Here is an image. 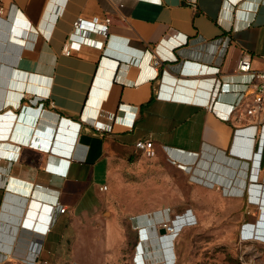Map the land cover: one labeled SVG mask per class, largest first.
Instances as JSON below:
<instances>
[{"label":"crops","instance_id":"0c3cea01","mask_svg":"<svg viewBox=\"0 0 264 264\" xmlns=\"http://www.w3.org/2000/svg\"><path fill=\"white\" fill-rule=\"evenodd\" d=\"M78 17H111L109 32L82 33L88 46L68 56ZM244 52L264 69V0H0V264H56L67 242L66 262L79 264L81 230L97 214L114 218L101 188L144 139L153 159L225 197L243 198L251 183L264 225V113H229L247 89ZM186 215L177 227L192 223ZM246 228L264 242L261 226ZM140 234L133 264L148 263Z\"/></svg>","mask_w":264,"mask_h":264},{"label":"rangeland","instance_id":"374dc122","mask_svg":"<svg viewBox=\"0 0 264 264\" xmlns=\"http://www.w3.org/2000/svg\"><path fill=\"white\" fill-rule=\"evenodd\" d=\"M106 182L109 190L103 195L110 203L107 211L113 212L114 218L97 214L94 224L81 230L72 256L79 264H100L111 254L118 255L108 257L114 264H133L143 231L148 238L144 242L147 264H163L165 243L159 240V229L163 223L186 214L181 222L188 223L190 215L192 223L183 227L173 241L175 264H264V242L251 239L244 227L256 223L264 230L260 225L262 207L250 203L251 183L243 198L225 197L218 189L209 190L191 181L176 166L149 160L141 153L136 160H117L112 180ZM96 183L98 187L104 181ZM148 204L153 207L144 208ZM120 241L121 253L117 247ZM71 251V243L67 242L61 254L64 259L56 264H71L66 262Z\"/></svg>","mask_w":264,"mask_h":264},{"label":"built area","instance_id":"2783aa9c","mask_svg":"<svg viewBox=\"0 0 264 264\" xmlns=\"http://www.w3.org/2000/svg\"><path fill=\"white\" fill-rule=\"evenodd\" d=\"M111 23V17H106L103 22H95L83 17H78L73 23V29L68 37L66 45L64 47V54L71 55L73 52H79L83 46H88L85 44V36L82 33L95 32L104 36H107L109 32V25ZM82 34V35H81ZM238 72L243 75H248L249 80L247 81L246 88H253L250 94L249 100H247V89L242 92L241 101L239 104L232 105L230 107L229 113L238 109V106L243 107V113L245 116L250 118L259 119L264 113V69L254 70L252 67V59L249 53H243L238 62ZM209 110L212 106L207 107ZM255 125H251L250 128H255ZM262 134L260 140H264V124L262 125ZM136 149L140 150L141 153L148 159H153L156 157V149L153 140L144 139L139 140L135 143ZM102 191L107 190V186L101 188ZM56 209L59 213H66L67 209L60 202L56 203ZM249 225V224H248ZM245 225L244 227H247ZM161 228L166 229V235L168 231L169 234L174 232V227L172 221L170 223H163ZM160 228V229H161ZM49 230V229H48ZM161 236V235H160Z\"/></svg>","mask_w":264,"mask_h":264},{"label":"water","instance_id":"95a60500","mask_svg":"<svg viewBox=\"0 0 264 264\" xmlns=\"http://www.w3.org/2000/svg\"><path fill=\"white\" fill-rule=\"evenodd\" d=\"M60 131H62L61 129H60ZM59 131V132H60ZM255 188L257 189V190H259L260 192H264V184H260V185H257V186H255ZM180 217H182V216H176V218L174 219V220H172V225H173V227H174V231L176 232V236L178 235V232L181 230V228L182 227H177V220L180 218ZM159 233H160V241L161 242H163V243H165L164 242V240H165V238H166V229H164V228H161V229H159ZM170 247H171V257L168 259L167 257L165 258V262L163 263V264H175V259H176V256H175V252H174V243H173V241H171V243H170V245H169ZM166 254V253H165ZM170 261L169 263H167L166 261Z\"/></svg>","mask_w":264,"mask_h":264},{"label":"bare ground","instance_id":"6f19581e","mask_svg":"<svg viewBox=\"0 0 264 264\" xmlns=\"http://www.w3.org/2000/svg\"><path fill=\"white\" fill-rule=\"evenodd\" d=\"M178 226V225H177ZM170 233V231H168L167 232V236H166V238H165V240L166 241H168V244L170 245V243H171V241L173 240V238H174V235L176 234V232L174 231L173 233H171V234H169ZM165 240H164V242H165ZM162 243V242H161Z\"/></svg>","mask_w":264,"mask_h":264},{"label":"flooded vegetation","instance_id":"af4514ba","mask_svg":"<svg viewBox=\"0 0 264 264\" xmlns=\"http://www.w3.org/2000/svg\"><path fill=\"white\" fill-rule=\"evenodd\" d=\"M260 226L258 225V228H259ZM252 229V228H251ZM255 229H257V228H253V230H255ZM256 232V234H261L260 232H258V231H255Z\"/></svg>","mask_w":264,"mask_h":264},{"label":"trees","instance_id":"16d2710c","mask_svg":"<svg viewBox=\"0 0 264 264\" xmlns=\"http://www.w3.org/2000/svg\"><path fill=\"white\" fill-rule=\"evenodd\" d=\"M264 151V150H263ZM263 162H264V153H263Z\"/></svg>","mask_w":264,"mask_h":264}]
</instances>
